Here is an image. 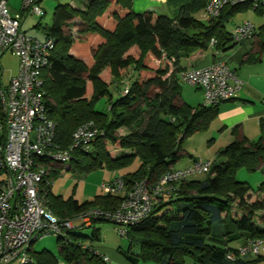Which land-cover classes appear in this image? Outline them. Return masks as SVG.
I'll use <instances>...</instances> for the list:
<instances>
[{
    "label": "trees",
    "instance_id": "obj_1",
    "mask_svg": "<svg viewBox=\"0 0 264 264\" xmlns=\"http://www.w3.org/2000/svg\"><path fill=\"white\" fill-rule=\"evenodd\" d=\"M206 1L174 0L170 3L176 8L173 16L150 8L136 12L133 0L55 5L52 23L44 31V39H51L54 46L43 71L47 115L56 123L53 145L68 148L73 132L85 122H93L101 132L87 149L73 150L69 170L83 175L98 169L112 172L138 160L135 170L117 176L125 190L136 181L154 184L180 160L183 140L208 126L217 114V104L180 102L179 74L202 60L210 47L223 52L235 46L225 23L251 4L225 6L217 18L203 22L195 13L204 9ZM75 45L77 53L73 54L70 50ZM132 73V80L121 87V80ZM112 83L119 93L116 98L108 89ZM104 97L105 106L97 110V102ZM0 121L4 123L1 105ZM259 128L258 138L249 140L235 127L234 139L219 150L205 179L189 178L176 183L174 191L158 195L149 215L127 226L125 257L132 262L165 264H184L187 259L196 264L264 260L262 254L253 260L227 257L238 248L229 243L239 237L244 238L242 245L264 238V192L252 194L246 182L236 179L238 168L264 167V118ZM121 129L126 131L119 133ZM4 137L5 126L0 138ZM112 149L118 152L112 154ZM51 185L48 204L60 219L76 220L90 209L114 211L124 198L122 192L102 190L80 202L55 194ZM104 221L110 222L92 214L88 225L76 223L66 237H56L59 252L70 264H106L93 246L100 238L96 224ZM219 223L224 229L221 235L214 233ZM30 254L31 264L57 263L50 250H31Z\"/></svg>",
    "mask_w": 264,
    "mask_h": 264
},
{
    "label": "built area",
    "instance_id": "obj_2",
    "mask_svg": "<svg viewBox=\"0 0 264 264\" xmlns=\"http://www.w3.org/2000/svg\"><path fill=\"white\" fill-rule=\"evenodd\" d=\"M243 3L251 4L253 11L264 16V0H207L203 10L210 18H217L225 6ZM22 10L38 16L43 14L35 0H23ZM21 25V15H12L7 0H0V56L11 51L18 57L17 73L0 88L4 118V123L0 121V137L5 126V137L0 138V264H31L33 242L50 235L66 237V231L75 224L74 220L60 219L50 209L47 198L52 184L50 167L69 162L74 149H87L101 134L93 122H85L73 132L68 148L54 147L56 123L47 115L43 77L54 43L51 39L28 36ZM254 32V25L244 21L233 29L232 40L238 43L250 39ZM179 75L202 90L204 106L232 99L240 86L234 69L224 60L185 68ZM42 159L48 163L47 167ZM211 164V160L196 158L183 168H171L154 184L136 181L127 191L120 177L104 182L101 185L104 193H124L121 204L114 211L90 209L79 215L78 225H88L91 215L96 214L117 225V232L124 236L127 226L149 215L158 195L174 191L176 183L194 174L208 172ZM261 173L264 175V167ZM259 254L264 255V238L250 240L230 251L227 257Z\"/></svg>",
    "mask_w": 264,
    "mask_h": 264
},
{
    "label": "rangeland",
    "instance_id": "obj_3",
    "mask_svg": "<svg viewBox=\"0 0 264 264\" xmlns=\"http://www.w3.org/2000/svg\"><path fill=\"white\" fill-rule=\"evenodd\" d=\"M22 1L23 0H7V5L9 11L12 15L19 14L21 15V26L22 29L26 32L28 36L35 37L39 40L44 39V31L45 28L52 23V13L56 4L58 3H70L74 5H79L81 0H35L37 4L41 7L43 14L41 16L30 14L26 10H22ZM148 0H142V2L146 3L145 9L148 7ZM174 0H169L166 3L156 4V12L160 14H166L168 16H173L176 13V8L171 6L170 3H173ZM140 6V3H138ZM143 10V11H144ZM137 12V11H136ZM195 17L197 19L202 20L203 22H207L210 17L204 12V10H200L195 13ZM244 21H251L252 24L259 25L260 23H264V16L260 14L259 11H253L251 8L247 10H242L238 12L233 18L225 23V28L228 32H232L235 26L241 24ZM71 50L77 53V45L73 46ZM18 69V57L13 54L11 51H7L0 56V81L1 85L5 86L9 82L11 76L17 73ZM135 73L132 75H128L125 77L124 82L121 83V87H124L128 84ZM179 85L181 87V93L185 101L191 104L192 106H196L198 102L202 100L203 103V92L202 90L197 89L196 86L179 79ZM110 93L113 98L119 96V93L116 89V83H112L108 87ZM107 97L101 98L97 104L96 109L101 110L106 104ZM126 130H119V133H123ZM208 127L198 130L183 140L181 146V158L174 165L173 168L180 169L185 167L189 162V154H195L199 156L202 160L212 159L216 157L217 151L220 149V146H225L222 144V141H218L215 139H211L210 133L207 132ZM118 149H112V154H116ZM184 152H187L185 154ZM139 162L135 160L130 166L126 168L119 169L117 171H108L105 169H98L96 171H92L86 175L80 174L78 172H73L68 169L69 163H65L62 168H60V172L55 175L53 178L51 189L55 194L62 195L64 198L69 195H73L79 201H84L87 199H91L94 195L100 194L102 189H100V185L105 180L106 182L110 181V178L113 179V175H123L126 172L133 171L137 168ZM208 176V172H202L192 175L191 179H199L203 180ZM2 175L0 174V179ZM51 178V176H50ZM236 179L239 181L246 182L250 188L251 193H260L262 194V190H264V175L261 173V169L258 170H248L244 167L238 168L236 171ZM52 180V179H51ZM255 196V195H254ZM261 196V195H260ZM85 213V212H84ZM82 215V214H80ZM79 217V216H78ZM99 227L101 228L102 235L107 233L108 236H117L122 238L116 228L117 225L110 222H99ZM56 236L50 235L44 237L40 240L34 242L35 248L40 246H44L47 249L53 251L54 253L57 251V247L55 245ZM5 264H16L15 262L5 263Z\"/></svg>",
    "mask_w": 264,
    "mask_h": 264
},
{
    "label": "crops",
    "instance_id": "obj_4",
    "mask_svg": "<svg viewBox=\"0 0 264 264\" xmlns=\"http://www.w3.org/2000/svg\"><path fill=\"white\" fill-rule=\"evenodd\" d=\"M164 1L165 0H148L147 4H149L147 7L156 10V4L163 3ZM138 3H140V6H138ZM145 5L142 0H133L132 2V8L134 11L137 12L143 11L145 9ZM77 22L78 19L74 20V23ZM253 25L255 28V32L250 39L238 42L235 44V46L223 52L210 47L206 51V54L202 60H200L193 66H190L202 67L210 64L214 60H224L229 64L232 69H234L237 75V79L240 82L239 89L236 91V94L232 99L224 100L217 104V114L210 120L207 126V132L210 133L209 135L211 136V139L222 141L221 145H223V143L227 145L234 139L235 135L233 129L235 127L241 135L246 136L249 140H255L260 135L259 123L260 120L264 118V28H262V26H264V23H260L258 26L255 24ZM71 31L73 34H75L76 28L73 26L71 28ZM70 52L74 54L72 50H70ZM181 64L185 66L184 62H182ZM124 80L125 79L121 80V83L124 82ZM197 89L201 90L198 87ZM181 101L186 102L185 98H183L182 93L180 92V102ZM198 104H202V100L198 102L197 105ZM223 147L220 146V149ZM219 150L217 151V153L219 152ZM184 153L187 154V152ZM216 157L207 160L213 161ZM189 158V162L186 165H189L194 159L199 158V156L195 154H189ZM62 167L63 165L51 166L49 170L50 176L54 178L57 174L55 171L58 170L59 173L60 168ZM117 176L118 175H113L114 178ZM104 182L106 181L103 180L101 185ZM60 196L63 197L62 195ZM70 196L75 198L72 194L68 197ZM77 219L78 218H76V220L74 219V224L80 222V220ZM96 226L100 229V238L99 240L93 243V246L96 252L98 253L99 258H101L106 264H165L154 261L138 260L136 262H132L128 260L123 253L128 250L129 241L125 237L119 238L114 235L108 236L107 233H104L102 235L99 223H97ZM223 231L224 229L222 224L219 223L214 226L215 234L221 235ZM243 242L244 238L239 237L237 240L230 242L229 246L237 248L241 246ZM33 243L31 245V250L38 251L41 249H47L44 246L35 248ZM58 244L59 243H57L56 239L55 245L57 247V251L55 253L50 250L56 256V264H70L59 252ZM103 257H106V260H104ZM255 258V256H247V259L250 260H253ZM184 264L196 263L190 259H187ZM250 264H264V260L257 262L253 261Z\"/></svg>",
    "mask_w": 264,
    "mask_h": 264
}]
</instances>
